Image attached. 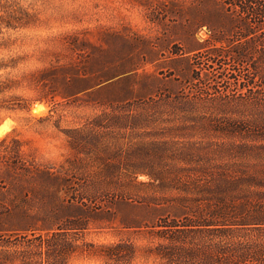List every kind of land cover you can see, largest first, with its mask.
I'll use <instances>...</instances> for the list:
<instances>
[{"label":"rangeland","instance_id":"1","mask_svg":"<svg viewBox=\"0 0 264 264\" xmlns=\"http://www.w3.org/2000/svg\"><path fill=\"white\" fill-rule=\"evenodd\" d=\"M230 1L0 0V233L13 234L6 264H22L17 248L34 254L39 233L69 221L82 227L59 236L72 250L64 264H104L100 245L147 241L148 225L168 209L146 196L160 192L146 186L126 200L77 183L65 130L85 127L102 104L199 86L197 76L233 92L247 66L226 69L225 40L238 22ZM138 134L120 136L123 145Z\"/></svg>","mask_w":264,"mask_h":264},{"label":"trees","instance_id":"2","mask_svg":"<svg viewBox=\"0 0 264 264\" xmlns=\"http://www.w3.org/2000/svg\"><path fill=\"white\" fill-rule=\"evenodd\" d=\"M229 5L238 22L225 40L226 69L247 66L234 75L233 92L197 76L199 86L102 104L85 127L65 130L75 154L66 167L77 183L126 200L152 186L160 194L147 202L168 209L148 225L141 245H100L104 264H132L137 256L150 260L144 264H264V0ZM260 29L262 38L252 40ZM128 133L139 134L123 145ZM60 225L39 233L34 254L15 250L22 264H64L72 250L64 251L59 236L82 224ZM12 258L13 234L0 233V264Z\"/></svg>","mask_w":264,"mask_h":264}]
</instances>
